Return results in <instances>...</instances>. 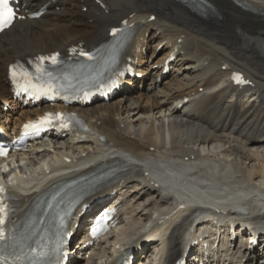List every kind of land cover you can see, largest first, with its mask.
<instances>
[{"label": "bare ground", "instance_id": "1", "mask_svg": "<svg viewBox=\"0 0 264 264\" xmlns=\"http://www.w3.org/2000/svg\"><path fill=\"white\" fill-rule=\"evenodd\" d=\"M208 1L214 11L199 14L180 0H20L25 18L0 33V100L10 101L7 70L15 60L92 47L107 40L110 29L123 20L136 27L122 55V62L134 71L120 81L115 91L119 95L112 102L99 98L86 109L79 100L53 105L77 112L90 130H56L17 149L8 163L18 164L10 170L14 181L0 170L15 199L16 219L46 189L77 176L88 165L117 160L133 172L78 210L74 223H83L118 195L127 203L119 210V226L91 249L97 261L90 255L72 264H112L109 260L124 251L136 257L135 264L174 260L197 238L200 225L215 226L210 214L264 230V189L253 182L264 179V0ZM40 10L37 17H27ZM145 39H151L154 48L161 42L168 48L154 62L160 68L149 93L143 87L146 77L138 74L149 70L140 60ZM169 54L175 61L168 65H178L174 70L179 74L157 80ZM232 70L244 72L252 85L232 86L228 81ZM19 107L22 114L15 116L13 128L42 109ZM0 114L6 121L11 112H2L0 104ZM165 163L185 166L188 173L183 178L203 190L209 189L210 177L204 165L214 163L218 166L214 180L224 183L219 191L225 195L204 202L180 198L151 173ZM231 199L238 201L232 204ZM139 214L143 220H138ZM149 239L154 240L150 245ZM84 251L80 248L77 256ZM237 251L224 252L215 264H264L263 253L240 259Z\"/></svg>", "mask_w": 264, "mask_h": 264}, {"label": "snow or ice", "instance_id": "2", "mask_svg": "<svg viewBox=\"0 0 264 264\" xmlns=\"http://www.w3.org/2000/svg\"><path fill=\"white\" fill-rule=\"evenodd\" d=\"M13 11L9 7V0H0V31H3L5 28H7L13 19ZM116 29H113V34L116 33ZM81 55H88L87 53H81ZM58 54H53L49 57L41 56L38 59L43 62L45 60H50L52 64L58 63L57 60ZM37 72L41 73L42 75L46 74L49 79L47 83H33V75L30 73L27 69H24L22 66L19 67V71L17 70V66H13L11 68V74L13 78H21L25 81V86L23 88L24 91L29 92L31 89L32 91L29 93L30 95H56L57 92L55 91L54 85L52 84V76L51 73H46L45 70L37 66ZM35 79L37 81H40L41 76H36ZM238 83H243L242 77L237 75L235 77ZM64 114L63 113H46L42 117L39 118L36 122H30L29 124L25 125V129H32V130H39L40 127L49 126L52 124L55 120H63ZM66 126V125H65ZM7 151L6 149H3L0 147V155H6ZM4 192L3 186H0V193ZM6 206L0 202V242H5L8 239V236L5 232V229L3 227L4 224V217L6 216ZM96 229H93V234H95ZM17 261H19V257L16 258L15 261L12 262V264H17ZM0 264H9V258L7 255L4 254L3 248H0Z\"/></svg>", "mask_w": 264, "mask_h": 264}, {"label": "rangeland", "instance_id": "3", "mask_svg": "<svg viewBox=\"0 0 264 264\" xmlns=\"http://www.w3.org/2000/svg\"><path fill=\"white\" fill-rule=\"evenodd\" d=\"M155 40H156V39H155ZM151 41H152V40H149V41H148V44H149V45H152V42H151ZM166 49H167V48H162V49L154 50V51H153V48H151V47L147 48V52H146V54H144L146 57H144L145 59H143V61H144V60H147L148 57H149V55H152V56H150V57H151V58H150L151 60L149 59V63L154 62V60L156 61V60L161 59L162 56L164 55L163 52H165ZM159 56H160V57H159ZM155 57H156V58H155ZM152 58H153V59H152ZM151 61H152V62H151ZM144 63H145V62H144ZM145 64H146V63H145ZM156 69H158V68H152V69H151V71H150V72L148 73V75H147V76L149 77V79H147V81H150V78H151L150 76L152 75L151 72H154V70H156ZM152 70H153V71H152ZM168 73H169V72H168ZM175 73H176V72L172 71V73L170 74L171 76L168 74V77L170 76V78L172 77L171 79H173L174 77H176V74H175ZM168 77H167V78H168ZM147 85H149V84H148V83H145V86H147ZM111 102H112V101H111ZM90 106H91V105H89L87 108H89ZM85 109H86V108H85ZM85 112H86V111H85ZM86 113H87V112H86ZM136 117H137V116H134L133 119H136ZM131 118H132V117H131ZM263 181H264V179H262V178H255L253 182H254L255 185H258V186H260V185L262 184V187H263V188H262L261 186H260V187H261L262 189H264V182H263ZM255 182H256V183H255ZM260 183H261V184H260ZM137 218H139L138 220L140 221V220H143L144 217H143V216H140V214H139V217H137ZM149 241H150V240H149ZM149 248H150L149 250H151L153 247L150 246Z\"/></svg>", "mask_w": 264, "mask_h": 264}]
</instances>
